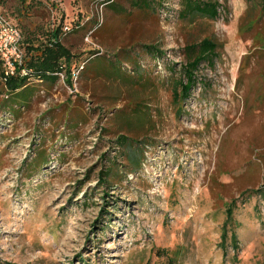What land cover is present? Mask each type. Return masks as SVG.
Returning a JSON list of instances; mask_svg holds the SVG:
<instances>
[{
  "label": "rangeland",
  "instance_id": "obj_1",
  "mask_svg": "<svg viewBox=\"0 0 264 264\" xmlns=\"http://www.w3.org/2000/svg\"><path fill=\"white\" fill-rule=\"evenodd\" d=\"M137 2L2 1L26 57L68 26L72 58L64 82L15 99L0 83V264H264V15ZM206 37L218 54L174 104L184 48Z\"/></svg>",
  "mask_w": 264,
  "mask_h": 264
},
{
  "label": "trees",
  "instance_id": "obj_2",
  "mask_svg": "<svg viewBox=\"0 0 264 264\" xmlns=\"http://www.w3.org/2000/svg\"><path fill=\"white\" fill-rule=\"evenodd\" d=\"M2 1L3 0H0V5ZM247 1L249 3H256L259 6L260 14L264 15V0H247ZM155 2H158V0H138L137 3L141 7L142 5H144V3H146V5H149L152 11L154 12L153 3ZM137 3H133L135 8H137ZM220 7L221 5L219 3V0H181V10L179 12V17L182 20H189V21L194 20L196 17L206 18L209 20H216L219 16L218 10ZM137 12L140 13L139 8ZM0 14L4 15L1 11H0ZM5 17L9 19L7 16ZM12 23L19 29V31L21 32V36H22V31L18 27V25L15 24L14 22ZM70 32L64 34L63 29L61 32L59 31V29L51 31L48 44L44 45L40 49L33 48L32 44L28 45L27 50L29 52L34 51V49H36L39 51V53L37 55H31V53H29L27 57H26V54L24 53V61L21 67L16 69L15 75L10 76L9 78H6L5 80H3V74H2V69L0 65V83H1L2 88L5 89L6 92L11 93V95L13 96L12 98L15 99V97L20 93L21 90L28 87L31 81H34L37 83H43L44 80L52 81V82L58 80V78L60 77L59 74L63 75V73H65L66 66L63 64V62H69L70 59L72 58L70 51L62 45L60 41V35L66 36ZM219 46L220 45H218V43L213 38H208V37L201 39L199 42H189L185 46L184 55H185L186 63H185V66L182 68L183 78L185 80L182 78V80L180 79L173 83L174 87L172 90V95H173L172 102L174 104H178L180 100L184 101L189 97V92L195 84V77L193 74L194 71L198 68V66L201 63L205 62L207 64H212L213 60L216 58L218 54L217 50ZM144 48L148 50L154 49V47L152 46H145ZM85 63L83 67L81 68V70H84V69L86 70ZM22 68H24L26 71V74L24 75L21 74ZM69 72L68 74H65L66 82L67 84L72 86L71 81L73 77H72V73L70 74ZM147 76H150V75H147ZM150 77L155 82L154 89L155 90L158 89L157 88L158 79L153 78L152 76ZM62 81L64 82V75H63ZM179 86H180V91L178 92L177 87ZM13 99L9 100L8 102H13ZM6 100L5 102H7ZM14 104L15 103L13 102V104L11 105L13 106ZM120 125L117 123V130H119L118 132L119 134L123 132L122 129L120 128ZM130 139L127 138L125 135H121L120 137H118V142L120 144H123L127 142L128 140L131 141ZM231 217H232V212L230 209H228L227 221H226L224 231L221 236V241H222L224 250L226 247L225 243L227 240V224H228V221L231 219ZM230 238H231L232 247L234 251H237L238 245L236 242L235 234L234 233L231 234Z\"/></svg>",
  "mask_w": 264,
  "mask_h": 264
},
{
  "label": "built area",
  "instance_id": "obj_3",
  "mask_svg": "<svg viewBox=\"0 0 264 264\" xmlns=\"http://www.w3.org/2000/svg\"><path fill=\"white\" fill-rule=\"evenodd\" d=\"M70 31L68 26L63 28L64 34ZM21 41L22 36L19 29L4 15L0 14V65L3 80L15 75L16 69L23 64L24 52L21 49ZM21 74H26L24 68H22ZM59 75L62 79L63 75Z\"/></svg>",
  "mask_w": 264,
  "mask_h": 264
}]
</instances>
